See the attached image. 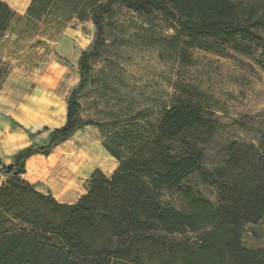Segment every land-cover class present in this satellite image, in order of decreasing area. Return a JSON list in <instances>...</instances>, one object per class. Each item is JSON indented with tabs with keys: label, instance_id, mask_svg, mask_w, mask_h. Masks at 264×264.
Returning <instances> with one entry per match:
<instances>
[{
	"label": "trees",
	"instance_id": "1",
	"mask_svg": "<svg viewBox=\"0 0 264 264\" xmlns=\"http://www.w3.org/2000/svg\"><path fill=\"white\" fill-rule=\"evenodd\" d=\"M18 4L26 0H16ZM77 1V0H76ZM51 0H31L26 12L39 20ZM96 29L95 46L81 52L80 80L66 100L63 126L49 132L44 145L32 143L0 167V264H146L151 250L159 264H264V247H248L243 233L264 218V159L248 165L238 161L237 144L227 147L225 160L204 167L200 142L208 141L215 121L188 99L164 105L158 120L147 115L120 128L80 117L77 96L89 81L90 60L103 40L105 20L121 4L137 13L161 12L175 22L165 48L190 61L193 48L221 53L226 46L246 55L259 51L264 69V3L250 0H84ZM13 9L0 0V39ZM139 119V118H138ZM93 125L101 145L88 150L91 167L85 192L72 204L58 202L21 178L33 154L51 150L84 126ZM31 136L30 133H28ZM177 143V147L173 144ZM111 157H109V156ZM196 174L215 189V201L185 181ZM163 190L176 191L179 208L161 200ZM6 214L30 228L2 231ZM195 234L191 239L186 231ZM176 234L182 239L173 240Z\"/></svg>",
	"mask_w": 264,
	"mask_h": 264
},
{
	"label": "rangeland",
	"instance_id": "2",
	"mask_svg": "<svg viewBox=\"0 0 264 264\" xmlns=\"http://www.w3.org/2000/svg\"><path fill=\"white\" fill-rule=\"evenodd\" d=\"M4 1L14 16L0 39L4 58H0V78L24 81L23 89L41 84L67 98L80 80L81 52L91 51L96 41L84 0H51L39 20L26 12L31 0L20 4ZM112 11L111 18L105 20L103 40L90 60L89 81L77 96L82 119L111 131L134 121L143 124L140 117L145 115L156 122L164 105L176 98L188 99L215 121L211 138L199 143L205 154L204 167L212 169L223 163L231 143L237 144L242 166L264 159V69L256 62L259 51L246 55L229 46L221 53L193 48L189 50L190 61L184 63L176 52L165 48L175 22L157 10L137 13L115 4ZM85 127L87 132L72 155L78 174L92 170L88 157L89 148L96 144L92 132L102 139L96 126ZM111 161L116 167L118 163ZM115 167L103 171L109 176ZM185 182L215 201V189L199 182L196 174ZM160 198L176 208L182 204L176 191L163 190ZM21 227L30 228L12 214L2 220V231L14 232ZM242 239L248 247H264V218L248 225ZM144 257L146 264L161 261L149 249Z\"/></svg>",
	"mask_w": 264,
	"mask_h": 264
},
{
	"label": "crops",
	"instance_id": "3",
	"mask_svg": "<svg viewBox=\"0 0 264 264\" xmlns=\"http://www.w3.org/2000/svg\"><path fill=\"white\" fill-rule=\"evenodd\" d=\"M0 58L4 59L1 55ZM23 82L10 76L0 78V167L10 165L12 156L32 143L44 145L49 132L65 123V96L41 84L23 89ZM55 123L57 125L53 126ZM86 128L84 126L77 130L70 138L55 146L47 156L33 154L28 157L21 178L39 192L50 193L58 202H76L85 192L93 170H101L94 166L90 172L78 174L75 168L72 155L78 150L79 140L87 132ZM92 139L107 153L94 132Z\"/></svg>",
	"mask_w": 264,
	"mask_h": 264
},
{
	"label": "built area",
	"instance_id": "4",
	"mask_svg": "<svg viewBox=\"0 0 264 264\" xmlns=\"http://www.w3.org/2000/svg\"><path fill=\"white\" fill-rule=\"evenodd\" d=\"M245 229H246V228H245ZM186 234H187L192 240L196 238L195 234L192 233V232L189 231V230L186 231Z\"/></svg>",
	"mask_w": 264,
	"mask_h": 264
}]
</instances>
